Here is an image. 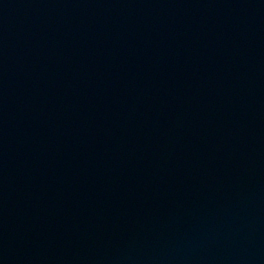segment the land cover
Segmentation results:
<instances>
[{
    "label": "water",
    "instance_id": "water-1",
    "mask_svg": "<svg viewBox=\"0 0 264 264\" xmlns=\"http://www.w3.org/2000/svg\"><path fill=\"white\" fill-rule=\"evenodd\" d=\"M0 264H264V0H0Z\"/></svg>",
    "mask_w": 264,
    "mask_h": 264
}]
</instances>
